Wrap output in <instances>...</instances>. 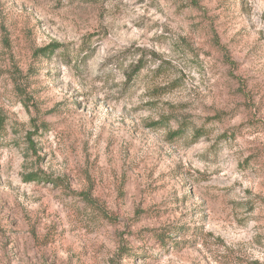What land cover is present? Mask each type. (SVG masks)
Instances as JSON below:
<instances>
[{"label":"rangeland","instance_id":"rangeland-1","mask_svg":"<svg viewBox=\"0 0 264 264\" xmlns=\"http://www.w3.org/2000/svg\"><path fill=\"white\" fill-rule=\"evenodd\" d=\"M0 119V264H264V0H0Z\"/></svg>","mask_w":264,"mask_h":264},{"label":"trees","instance_id":"trees-1","mask_svg":"<svg viewBox=\"0 0 264 264\" xmlns=\"http://www.w3.org/2000/svg\"><path fill=\"white\" fill-rule=\"evenodd\" d=\"M59 47L57 45H50V46H47L43 49H40L36 52V54H38L39 56L41 57H45V56H48L50 55L51 53H53L54 50H57ZM2 120L0 119V134H1V128H2V124H1ZM39 175H33L31 176L32 180L35 181L37 179H39L38 177Z\"/></svg>","mask_w":264,"mask_h":264}]
</instances>
